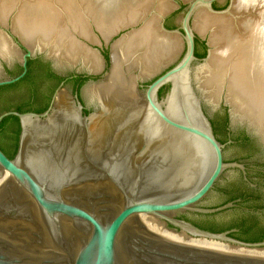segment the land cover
Segmentation results:
<instances>
[{
    "label": "water",
    "instance_id": "95a60500",
    "mask_svg": "<svg viewBox=\"0 0 264 264\" xmlns=\"http://www.w3.org/2000/svg\"><path fill=\"white\" fill-rule=\"evenodd\" d=\"M24 1L6 9L0 0V75L5 65L23 69L16 77L0 76V87L22 80L29 60L38 58L60 75L72 74L69 79L90 80L74 93L62 82L44 111L0 114V123L10 115L20 122L12 156L0 148V264H264V257L173 242L137 222L150 215L176 232L264 253V133L235 117L226 90L213 105L195 79L211 53L208 38L207 55L196 56V15L205 9L235 17L236 0L223 10L214 8L219 0H172L159 25L181 38V57L150 83H141L150 77L139 79L138 92L94 100L86 90L106 81L112 45L133 28L107 40L88 20L90 41L67 25L75 41L100 54L102 70L94 73L57 58L59 29L42 48L25 41L18 22ZM183 5L179 27L166 28L168 15ZM61 97L66 105L60 106ZM169 99L180 110L168 106ZM222 105L233 123L253 132L213 126L204 106Z\"/></svg>",
    "mask_w": 264,
    "mask_h": 264
},
{
    "label": "bare ground",
    "instance_id": "6f19581e",
    "mask_svg": "<svg viewBox=\"0 0 264 264\" xmlns=\"http://www.w3.org/2000/svg\"><path fill=\"white\" fill-rule=\"evenodd\" d=\"M13 1L17 2V0H8L10 3ZM84 1L85 3L83 0L81 3L76 1L75 9L71 7L73 2H64L65 13L71 18L64 17L61 22L56 16L59 15L56 13V10L57 12L59 10L56 7L58 4L51 5L47 0H41L39 3L43 6L38 7L39 16L33 15L36 17L32 19L28 15L33 11L29 10L28 15H25L26 3H24L18 22L20 34L25 41L35 46L40 45L41 48L52 37L53 32L59 29L54 44L57 58L69 64L81 63L94 73L102 70L100 54L75 41L68 32L67 25L90 41H93L94 37L88 29V20L96 24L107 40L120 29L133 28L112 45L111 72L104 83L95 84L88 90L93 100L138 92L136 89L138 79L155 75L177 58L182 44L181 38L164 34L159 25L160 15L173 8L169 0H158L157 12L150 16L152 0ZM238 1L240 0H236L234 6L235 17L212 15L205 9L200 10L196 15L194 28L204 35L210 34L211 53L207 62L196 70L195 79L206 100L213 105L218 104L226 90V99L233 106L235 117L248 120L256 131L264 133V33L261 32L264 28V10L255 19L256 22L244 16H239L238 20V14H235L238 13ZM260 1L264 3V0ZM6 2L7 0L4 2L5 8H11ZM55 2L58 3L60 0ZM52 7H55L54 10ZM59 26L63 27L60 29ZM3 47L4 44L0 41V48ZM224 50H227V55L221 54ZM187 96L190 107H193L189 94ZM66 104L64 97H61L60 106ZM168 106L180 110L174 99H169ZM155 220L159 219L143 215L137 222L150 232L173 242L210 250L212 247L204 243L235 247L226 242L196 238L183 232H176L159 220L166 227V231L170 230L166 232L156 224ZM235 248H238V252L234 254L264 257V253L250 248Z\"/></svg>",
    "mask_w": 264,
    "mask_h": 264
},
{
    "label": "trees",
    "instance_id": "16d2710c",
    "mask_svg": "<svg viewBox=\"0 0 264 264\" xmlns=\"http://www.w3.org/2000/svg\"><path fill=\"white\" fill-rule=\"evenodd\" d=\"M196 44H202L205 48L203 54L196 52V56L204 58L207 55L205 42L197 40ZM105 55L108 59V54ZM22 70L17 65L9 73L12 77H16L22 73ZM46 81L50 84L47 89L44 88ZM61 81L62 78L56 74L50 62L42 58L29 60L28 73L22 80L12 85L0 87V114L8 110L20 112L46 110L49 107L52 94ZM19 133L20 122L17 116H7L0 123V148L9 157L13 154ZM2 138L8 143L5 144Z\"/></svg>",
    "mask_w": 264,
    "mask_h": 264
},
{
    "label": "rangeland",
    "instance_id": "374dc122",
    "mask_svg": "<svg viewBox=\"0 0 264 264\" xmlns=\"http://www.w3.org/2000/svg\"><path fill=\"white\" fill-rule=\"evenodd\" d=\"M28 1L30 2V3H28ZM32 0H26V1H24L23 3H22V6H23V4L24 3H26L25 4V15H28L27 14V12L29 11V10H32L33 11V13L31 14V15H28V16H30L32 19H34L36 16H39V12L38 11H40V9H38V7H42L43 6V4H40L39 2L41 1V0H34V1H32ZM59 1V0H58ZM73 2L72 3V5H71V7H72V9H75L76 8V5H77V3H76V1L77 2H80L81 3V0H60V2H58V3H56L55 2V0H54V2L52 1V0H47V2L48 3H50L51 5L53 4V5H56V4H58L57 6H62L60 9H62L63 11H64V13H65V11H66V7L64 6V2ZM87 1V0H86ZM154 1H156L155 3H153ZM158 0H152V5H151V9H155L156 10V12H157V4H158V2H157ZM170 2H172V4H173V8H174V3H173V1L172 0H169ZM181 1V0H180ZM186 3L189 1V0H184ZM38 2V3H37ZM83 2L85 3V1L83 0ZM228 2H229V0H219L218 2H216V3H214V6H215V9H217V10H223V9H225L227 6H228ZM15 3H17L16 1H13V3L11 2H8V0H7V2H6V5H9L10 7H12L13 6V4H15ZM258 3V0H254V2L252 1V0H240V1H238V13L236 12L235 14L237 15L238 14V20H239V16L240 17H242V16H244V18H246V19H249V20H252L253 22L255 21L256 22V20L255 19H257L258 18V16H260L261 14H262V11L264 10L263 8H264V3H262L260 0H259V4L256 6V4ZM261 4V5H260ZM263 4V5H262ZM12 5V6H11ZM56 6V7H57ZM256 6V7H255ZM7 7V6H6ZM24 7V6H23ZM84 7V6H83ZM187 7V5H183V8L182 9H178V10H175L174 12H172V13H170L169 15H168V17H167V19H166V22H167V24H169V26H170V29H176V28H178L179 27V20L181 19V17L183 16V14H184V9ZM261 7V8H260ZM53 8V10H54V8L55 7H52ZM58 8V7H57ZM172 8V9H173ZM237 8V7H236ZM59 9V8H58ZM171 9V10H172ZM170 10V11H171ZM236 10V9H235ZM253 10V11H252ZM151 11V10H150ZM170 11H168V12H170ZM167 12V13H168ZM256 12V13H255ZM56 13H58L59 15H56L57 17H59V21L61 22V21H63L62 19H64V17L65 18H67V19H69V18H71L69 15H66V13L64 14L62 11L61 12H57V10H56ZM64 14V15H63ZM33 15H36V16H33ZM160 20V19H159ZM252 22V23H253ZM195 29V32H196V34L198 35V37L200 38V40L202 41V42H207V40H208V38L210 37V34H202V33H200L196 28H194ZM124 33V31H122L121 32V34H123ZM120 34V35H121ZM120 35H117V36H115L114 37V39H116L117 37H119ZM204 39V40H203ZM207 47V46H206ZM109 49H110V46H109ZM183 51H184V47H183V42H182V44H181V48H180V52H179V54H178V56H177V58L175 59V60H173V62H171L169 65H167L168 67H171V66H173L174 64H175V62L181 57V55H182V53H183ZM204 51H205V48L203 47V45L202 44H199L198 45V53L199 54H203L204 53ZM107 52L108 53H110V50H107ZM13 67V66H12ZM11 67V68H12ZM13 69H15L14 67L12 68V70ZM165 70V68H162L159 72H157L155 75H153V76H151L150 77V79H148V80H146L145 82H141V83H143L144 85L145 84H148V83H150L153 79H155L158 75H160L163 71ZM195 73H196V71H195ZM0 76H2V77H4V78H8L9 76H8V74H6V72L4 71L3 72V74H1ZM139 80V79H138ZM137 80V81H138ZM140 80H142V79H140ZM105 82V81H104ZM103 82V83H104ZM137 83V82H136ZM100 84H102V83H100ZM50 84H49V82L48 81H46V84H45V87L44 88H48V86H49ZM137 85V84H136ZM93 86V85H92ZM73 87H74V85L72 84V83H68L63 89H64V91H67V92H72L73 91ZM91 87V86H90ZM90 87H88V89L86 90V96L89 98V100H93L90 96H89V94H88V90H89V88ZM137 87V86H136ZM137 89V88H136ZM168 87L166 88V89H164L163 90V93L161 94V97H165L166 96V94H167V92H168ZM138 90V89H137ZM139 90H140V93H142V94H144V89L143 88H139ZM206 107H208V106H206ZM1 140V139H0ZM2 141L5 143V144H7L8 142L7 141H5L3 138H2ZM156 221V220H155ZM157 223V225H160L161 226V228H162V230H165L166 231V227H164V225H163V223H161L159 220L158 221H156ZM168 229V228H167ZM170 231V230H169ZM169 231H166V232H169ZM173 232V231H172ZM203 242V241H202ZM204 244H206V245H210L212 248H211V250H216V251H221V252H228V253H237L238 252V248H235V247H231V246H229V247H231V248H229V247H222V246H217V245H215V244H213V243H204Z\"/></svg>",
    "mask_w": 264,
    "mask_h": 264
},
{
    "label": "flooded vegetation",
    "instance_id": "af4514ba",
    "mask_svg": "<svg viewBox=\"0 0 264 264\" xmlns=\"http://www.w3.org/2000/svg\"><path fill=\"white\" fill-rule=\"evenodd\" d=\"M214 8H215V6H214ZM165 26H166V28L170 29V26H169V24H167V22L165 23ZM205 45H206V43H205ZM196 52H198V44H196ZM106 53L107 52H105V54ZM17 65L20 66V64H18V63L13 64L12 66L15 68V66H17ZM11 67H8L7 65H5V72H6V74H8L9 77H12L9 73V71L12 70V68H13V67L12 68ZM56 74L62 78V81L60 82V84L62 82H65V85H67L68 83H72L74 85L73 91H72L73 93L76 92L77 90L81 91V88L90 80L88 78H83L81 75H79L77 78L69 79L72 76V74L60 75L57 72H56ZM74 80H76V81H74ZM60 84H59V86H60ZM162 93H163V91L160 93V95ZM53 94H52V96H53ZM52 96H51V98H52ZM80 100L84 101L82 95L80 96ZM204 109H205V112L208 114V116L212 122V125L219 128V129L253 132V131L249 130L246 125L233 123L231 120L229 107H227V106L222 105L221 107L216 108L214 110L211 107H205L204 106Z\"/></svg>",
    "mask_w": 264,
    "mask_h": 264
},
{
    "label": "clouds",
    "instance_id": "9594fccd",
    "mask_svg": "<svg viewBox=\"0 0 264 264\" xmlns=\"http://www.w3.org/2000/svg\"><path fill=\"white\" fill-rule=\"evenodd\" d=\"M261 32L264 33V28L261 29ZM221 54L222 55H227V50H224Z\"/></svg>",
    "mask_w": 264,
    "mask_h": 264
}]
</instances>
